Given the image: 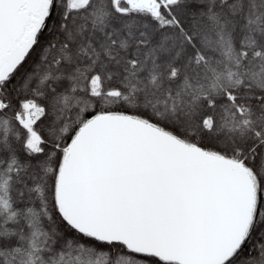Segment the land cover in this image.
<instances>
[{"label":"snow or ice","instance_id":"6c2138e0","mask_svg":"<svg viewBox=\"0 0 264 264\" xmlns=\"http://www.w3.org/2000/svg\"><path fill=\"white\" fill-rule=\"evenodd\" d=\"M0 264H264V0H0Z\"/></svg>","mask_w":264,"mask_h":264}]
</instances>
